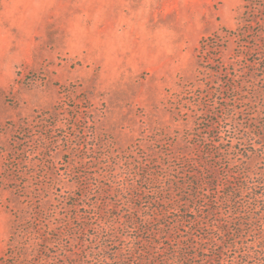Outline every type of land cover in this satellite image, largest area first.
Wrapping results in <instances>:
<instances>
[{
	"label": "rangeland",
	"instance_id": "374dc122",
	"mask_svg": "<svg viewBox=\"0 0 264 264\" xmlns=\"http://www.w3.org/2000/svg\"><path fill=\"white\" fill-rule=\"evenodd\" d=\"M242 11L0 0V264L20 245L28 264H263V26L238 46Z\"/></svg>",
	"mask_w": 264,
	"mask_h": 264
},
{
	"label": "trees",
	"instance_id": "16d2710c",
	"mask_svg": "<svg viewBox=\"0 0 264 264\" xmlns=\"http://www.w3.org/2000/svg\"><path fill=\"white\" fill-rule=\"evenodd\" d=\"M242 8H243V13L241 15V17L239 18V22L238 25L236 27V29L231 32V34L235 37V41L236 44L238 46H245V44H249V33H252L253 31L250 30V32H248V28L250 27V25H258L259 23L263 26V29L259 30L257 32L258 36H253L251 39L254 41L255 44L257 45H261L264 46V17L263 20L260 21L261 18H259V13L260 12H264V0H242ZM251 14V15H250ZM259 20V21H258ZM222 30V29H221ZM223 31V30H222ZM252 31V32H251ZM254 33V32H253ZM216 33L212 35V37H215ZM247 39V40H246ZM202 42V41H201ZM202 46H206L207 43L202 42L201 43ZM240 46V47H241ZM264 50V48H263ZM202 54L199 53V59H202ZM202 63V61L200 62ZM201 66V64H200ZM172 192V191H170ZM164 203V200H161ZM173 200H169V203H173ZM179 201V200H178ZM251 218L253 219V221H260L263 219L262 215L259 214L257 217L251 216ZM251 222V220H250ZM162 235H166L165 239H170L168 234H158V237H162ZM261 239H264V237ZM172 240H175L174 238ZM181 243V242H180ZM21 247L19 248V252H13V253H8L7 254V259L6 261H9L7 264H28L26 262V260H24L23 262H21L22 257H25V253L27 251L28 246L26 245H20ZM26 246V247H25ZM23 249V250H22ZM15 250V249H13ZM173 254H176V252H174ZM173 256V255H172ZM193 257H195L194 255H192ZM192 256H186L183 252V255H176L177 261L183 260L184 261H188V259H192ZM167 260H169V257H162L160 260H157L158 264H166ZM264 264V262H262Z\"/></svg>",
	"mask_w": 264,
	"mask_h": 264
}]
</instances>
